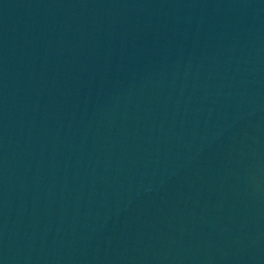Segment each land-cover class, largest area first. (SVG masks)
I'll return each instance as SVG.
<instances>
[{
	"label": "water",
	"instance_id": "1",
	"mask_svg": "<svg viewBox=\"0 0 264 264\" xmlns=\"http://www.w3.org/2000/svg\"><path fill=\"white\" fill-rule=\"evenodd\" d=\"M0 264H264V0H0Z\"/></svg>",
	"mask_w": 264,
	"mask_h": 264
}]
</instances>
